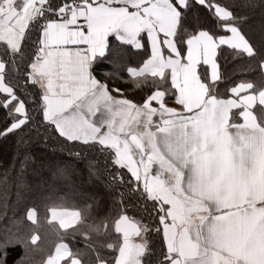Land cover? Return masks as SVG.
Returning <instances> with one entry per match:
<instances>
[{
  "label": "snow or ice",
  "instance_id": "snow-or-ice-1",
  "mask_svg": "<svg viewBox=\"0 0 264 264\" xmlns=\"http://www.w3.org/2000/svg\"><path fill=\"white\" fill-rule=\"evenodd\" d=\"M129 54L140 60L125 67L126 89L96 74ZM229 57L254 78L233 83ZM9 137L91 156L108 200L80 211L50 197L12 228L9 166L0 264L17 249L12 264H264V0H0Z\"/></svg>",
  "mask_w": 264,
  "mask_h": 264
},
{
  "label": "trees",
  "instance_id": "trees-1",
  "mask_svg": "<svg viewBox=\"0 0 264 264\" xmlns=\"http://www.w3.org/2000/svg\"><path fill=\"white\" fill-rule=\"evenodd\" d=\"M251 26L258 28L261 23L260 10L252 16ZM140 57L129 54L122 59L113 62L112 59L102 60L96 65V74L104 78V73L113 74L115 83L113 87L126 89L127 84L122 79H129L125 67L135 65ZM223 63V71H226L232 82L251 80L255 73L243 71L244 61L233 60L231 57ZM138 99L139 97H135ZM27 158L26 166L21 170V160ZM91 156L76 158L68 151V146L61 140L52 137L45 140L43 137L32 138L27 145L17 149L16 138L9 137L0 140V177L4 169L14 165L11 184L7 193V217L3 223L12 228L18 226L23 210L26 207L37 206L43 210L50 197H57L64 201V207L68 210L85 211L84 205L92 198H100L107 201L104 177L96 179L88 168V160ZM68 169L65 175L61 170ZM21 172L17 177L16 173ZM51 206V205H49ZM0 211H3L0 208ZM15 220L17 223H12ZM56 242L53 235L47 241V247L52 249ZM80 241L72 242V247L81 246ZM19 255V249L15 250L9 258V264ZM41 257H37L40 259Z\"/></svg>",
  "mask_w": 264,
  "mask_h": 264
}]
</instances>
